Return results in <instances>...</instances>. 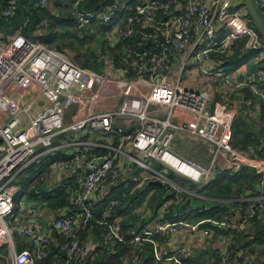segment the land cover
<instances>
[{
    "label": "built area",
    "instance_id": "built-area-1",
    "mask_svg": "<svg viewBox=\"0 0 264 264\" xmlns=\"http://www.w3.org/2000/svg\"><path fill=\"white\" fill-rule=\"evenodd\" d=\"M49 1L38 0V5L44 7ZM183 1L188 5L179 14L165 0H146L133 7L116 0L107 11L95 12L82 8V0L69 4L78 28H85L93 36L98 34L96 22L109 24L119 10H126L124 28H115L116 23L110 31L115 46L131 37L137 25L155 30L145 32L143 40L154 44L156 51L149 52L141 43L143 52L131 59L133 74L125 80L82 67L64 51L34 42L20 31L0 45V246H11L13 241L9 222L15 208L16 176L41 155L63 151L67 160L54 163L52 172L65 174L75 168L81 172L78 184L67 188L71 210L60 212L53 220L54 232L65 240L60 251L67 264L87 256L80 233L96 219V206L105 198L109 181H119L122 174L131 177L127 183L129 191L132 185L157 180L171 197L152 217L142 215L139 227L133 230L131 243L136 248L151 245L156 264H198L190 242L201 238H217L223 244L218 250L219 264L249 263V250L239 249L232 255L228 246L233 235L216 229L252 235L255 220L264 221V140L254 151L244 152L233 146L232 124L237 111L223 105L211 109L210 91L185 88L168 74L176 54H185L187 60L214 63L215 55L226 54L241 40H245L247 50L262 54L264 40L237 9L238 0ZM17 3L18 0H10L0 18L12 17ZM256 3L264 12V0ZM46 27L47 23L40 24L37 33ZM121 62L126 65L128 61ZM219 65L222 71L215 75L214 70L204 73L210 80L216 76L227 92L249 91L254 99H244L245 106L264 116V88L260 86L264 83L263 72L259 77L248 73L232 75L224 72L220 62ZM39 100L49 106L36 109ZM178 113L189 120L173 123L172 118ZM23 119H27V127ZM133 126L136 128L127 133L120 129ZM181 135L204 146L207 165L177 155L173 141ZM222 159L228 170L251 169L260 177L256 191L235 199L245 203L246 209L240 218L233 211L222 219H187L188 214L180 207L186 199L198 196L192 186H200L213 176ZM153 162L163 171L154 169ZM139 170L145 173L142 178L135 174ZM121 205L117 199L107 202L104 223ZM20 233L33 239L34 251H11L12 264H37L48 258L52 240L49 233L40 226L22 229ZM114 238H119V234L110 226L105 243ZM140 263L137 254L131 264Z\"/></svg>",
    "mask_w": 264,
    "mask_h": 264
},
{
    "label": "trees",
    "instance_id": "trees-1",
    "mask_svg": "<svg viewBox=\"0 0 264 264\" xmlns=\"http://www.w3.org/2000/svg\"><path fill=\"white\" fill-rule=\"evenodd\" d=\"M103 0H87L82 4V7L87 11H102L101 3ZM18 4L20 6V10L16 9L15 14L10 18H0V39L3 41H7L9 36L13 35L17 30L23 28V32L26 33V25L30 21L31 15L35 16L37 22H41L43 20H48L51 22L49 24L48 34L43 38H38V41H44L46 44L51 45L54 40L58 37V32L55 31L54 27L60 23H70L73 26V29L76 32V35L84 41L91 39L95 36H87L79 34V31L76 28V23L72 19V15H68L67 19L59 20L60 18L57 16H53L50 12L44 9L42 6L38 5V0H18ZM17 4V5H18ZM9 5L8 0H0V13ZM263 20H264V12L258 9ZM122 13V15L120 14ZM125 14V15H124ZM127 12H117L118 22H120V28L123 29L126 22ZM249 25L254 28L261 39L264 40V37L259 32L255 23L250 18ZM47 17V18H46ZM159 19H161V15L158 14ZM115 18V19H116ZM114 19V20H115ZM162 19H164L162 17ZM114 20L109 24H104L103 22L98 23V28L100 31H110L113 26L116 24ZM150 31L154 32L152 28L144 29L142 26L137 25L134 34L127 38L126 40L119 42L115 47L107 49V53L111 56L116 62L117 68H124L128 71H131V63L132 58H136V55L143 52V48L139 46L141 43L149 52L156 51V46L152 43H148L143 40L144 33ZM104 44V41H102ZM58 49V48H57ZM232 49L234 50V54L230 58H224L223 55H215V58L219 61H223V67L227 68V73L231 74L236 71H239L240 68L246 67L250 62L254 63L253 68L262 70L264 73V68H262V64H264V53L261 54L260 51H249L245 48V40H241L236 42ZM60 50V49H58ZM125 52L127 55L125 56ZM121 53L122 57L119 56ZM92 60L95 63L98 62V53H93ZM127 60L128 62L123 64L121 60ZM252 60V61H251ZM259 63V64H257ZM87 62L83 64V67L88 68ZM222 67V66H221ZM130 74H133L131 71ZM264 88V83L260 85ZM247 95V98L254 99L253 95L248 91H244ZM262 121L264 120V116L261 117ZM244 123L243 119L237 121L234 128V135L236 140L233 142V146L241 147L243 150H252L255 149L256 145L259 144L258 140L260 137L258 135H253L251 133H246L243 135L244 128L247 131L249 129L248 125ZM239 138V139H238ZM240 149V148H239ZM241 150V149H240ZM67 157L63 153V151H57L54 155L51 153L45 154L44 159L41 160V163L36 164L34 162L30 167H28L25 173L34 174L36 168H41V164H43L48 172H50V167L57 162L65 161ZM37 165V166H36ZM46 172V171H45ZM32 176L29 177L31 179ZM24 182V180L22 181ZM260 183V177L255 173V171L251 169H241L239 171H231L224 170L218 172L216 178L210 182V184L206 187V195L213 201H209L210 205L207 206V209H198L194 214V220L201 219H222L226 214L233 212L235 209H241L242 212L246 209L247 205L243 202L234 201L235 199H241L247 196L248 193L256 191V187ZM31 185H33V181H28V185H24L23 191H21L17 196V199L28 196L30 198H34L37 200H42L46 207L52 210H60L62 208L69 207V198L67 194V185L63 184L59 187L55 188L53 191H47L43 188L31 189ZM159 188V187H157ZM139 191V190H138ZM136 191L134 194L123 195L121 197H113L115 200L122 202L121 207L114 209L111 216L106 219V223H104V219L93 220L89 226L83 229L80 233L81 241L85 242L87 236H89V231L92 230L94 235H96L98 242V247L95 250L94 254L90 259L86 257L84 259L75 260L70 264H131L132 259L139 254L141 260L144 259V264H155L153 259V247L149 244L144 245L142 248H136L131 241L133 240V230L136 227L138 222L131 223L130 221L135 220L137 216H133V209L135 208L133 199L136 197L142 198L144 197L145 192ZM164 193L160 196L158 204L154 206L153 212L155 213L157 208L165 201V199H170L169 195L163 196ZM16 198H14L16 202ZM102 200H105L103 198ZM105 201H101L100 203H104ZM132 205V206H131ZM16 207V203H15ZM103 208L99 210L96 207V214L102 212ZM191 214V213H189ZM188 214V216H189ZM187 216V217H188ZM190 219V216L188 217ZM100 219V218H99ZM140 221V220H139ZM139 224V223H138ZM112 226L116 228L119 238H114L112 242L105 243V235L109 231V227ZM219 233H224L227 235H233V240L231 244H229L228 248L232 255L236 253L239 249H248L252 253H257V258L255 260H250L248 264H264V221L255 220L254 223V231L255 233L250 234H234L231 232H224L216 229ZM89 233V234H88ZM59 241L58 249L56 250V254L50 252L47 259L38 262L37 264H53L54 256L57 255L58 259L61 261H67L64 253H61L60 246L65 243V240L57 235ZM260 248V249H258ZM215 253V260L209 264H219V251H213ZM255 255V254H253ZM196 263L195 260L192 261ZM165 264V263H161ZM200 264V263H199ZM207 264V263H206Z\"/></svg>",
    "mask_w": 264,
    "mask_h": 264
},
{
    "label": "crops",
    "instance_id": "crops-1",
    "mask_svg": "<svg viewBox=\"0 0 264 264\" xmlns=\"http://www.w3.org/2000/svg\"><path fill=\"white\" fill-rule=\"evenodd\" d=\"M9 1L10 0H8V3H9ZM72 1L73 0H50L43 8L46 9L48 12H50L53 16H57V17L61 18V17H64L66 15L63 13H67V15H70V14L72 15L71 8L69 5ZM85 1H87V0H82L81 5ZM115 1L116 0H114V2ZM143 1H146V0H118V2L124 4V6L128 5V7H133L134 5L140 4ZM165 1H166V3L170 4V6H171V8L175 14L182 13L188 5L183 0H165ZM18 6H19V4L17 5V7ZM102 8H104L103 9L104 11H107V9L110 7H102ZM61 11L63 13H61ZM119 11L125 12L126 10H119ZM120 14L122 15V13H120ZM116 17H117V14H116L115 18ZM72 19L76 23L74 17H72ZM117 20H118V18H116L114 20V23H117L115 28L119 27V29H120V25H119L120 22H118ZM30 21H31V17H30ZM30 21H29V23H30ZM29 23H27V25H26V32H27V28H28ZM42 23H47L48 27L43 29L41 32L37 33V26H39ZM98 23H101V22H98ZM98 23L96 26L97 30H98V34H96V36L101 35L102 39L104 41V44H102L103 49L100 53L105 51L102 54H98V58H99L98 63L100 64L101 67L103 66V70L106 72L104 74H106L110 77H113L115 79H118V80H125L127 78H131V74H129V72L126 69H124V68L117 69L116 62L107 53V49L115 47V45H114L115 44V42H114L115 37L111 36V34H110V31L113 28L110 31H106V30L100 31L98 28ZM49 24H50V22L48 20H43L40 23L37 22L36 28L33 31V37H31V38L38 40V38L45 37L49 31V29H48ZM76 28L79 31V34H81V35L93 36V35H90L86 31V29H85V31H86L85 34L82 33V31L78 28L77 24H76ZM148 28H151V27H148V26L145 27V29H148ZM18 31H20L22 34L26 35V33L23 32V28H20L16 32H18ZM13 35L9 36L8 40L5 42H8L9 39ZM50 48H52V47H50ZM53 49H57V48H53ZM103 54H104V56H102ZM120 57H122V56H120ZM102 61L104 62V64L102 63ZM213 61H214V63H204V62H200V61L196 60L195 58H193L191 60H187L185 54H182V53L176 54L172 58L171 68H170V72L168 75L173 82L179 83L181 86H183L185 88H189V89H193V90H197V91H200V90L210 91L211 94H213V103H211V109H215L217 106L223 105V106H226L227 108H229L233 111H237L238 117L235 120L239 121V118L242 117L244 123H248V125H250L249 133L253 134L254 136L258 135V137H260L258 140V143H260L261 141L264 140V120H263L262 129H261V134L256 132L258 130L256 128L260 127L258 122H260V119L262 117V113L256 109L247 108L245 106L244 99L247 98V95L245 94V92H243V94H240V92H230V91L227 92L221 86L220 82L217 81L218 79L214 75L218 71H222V70L220 69L219 62L215 57L213 58ZM193 62L197 63V66H191V64ZM189 65L191 67H189ZM212 70H214V75H213L214 77L212 80H210L204 72H209ZM257 71L256 70L254 71V68H253V70H251L250 67L247 68V66L246 67L244 66V67L240 68L239 71H236V72L231 73V74L232 75L233 74L238 75L240 73H242V74L248 73L249 75L259 77V73L262 72V70L257 69ZM263 75H264V73H263ZM237 96H241L240 98H242V99L240 102L237 101V99H238ZM217 100H219L220 103ZM256 102H258V100H256ZM154 108L155 107H152V109H154ZM160 116H161V118H164V114L161 113ZM185 120L187 121V120H189V118H186L182 113H178L177 115H175L172 118V122L175 124H180L181 122H183ZM256 123L258 124L257 127H256ZM251 125H254V126H251ZM117 126H120V125H117ZM252 130H256V131H254L252 133ZM232 131H233V142H234L236 140L235 135H234V128L232 129ZM174 141H173V144H174ZM257 145H256V147H257ZM178 147H179L178 145L175 146V152L177 153V155H179L183 159L191 161V159L187 158L186 155H181L179 153ZM256 147H255V149H256ZM237 148H240L241 150H243L241 147H237ZM183 149H188V146L183 147ZM255 149L243 150V151L248 152V151H254ZM185 152H187V150H185ZM198 154L201 157L203 155L205 156V154L203 152H198ZM43 159H44V156L41 155L35 161L36 164L41 163V160H43ZM199 160H200V158H198V161ZM195 162H197V161H195ZM208 162L209 161L207 160L206 162H203V163H200V162H197V163L202 164V165H207ZM157 164L158 163L153 162L152 166L154 167ZM217 169H218L217 172L213 176H211L210 178L203 181L200 186H192L193 187L192 189L195 190V192L198 194V196H193L191 198L192 201H191V203H190V205L186 211L182 210V206H181L180 210L182 212L189 214L192 211L196 212V211H198V209H204V208H207L208 205H210L211 202L209 203V201H213V200H211L206 195L207 194L206 193V187L210 184L211 181H213L216 178L218 172L228 170L225 166V162L223 159L221 160V166L218 167ZM158 171L162 172L161 166H160V170H158ZM80 173L81 172L79 170L78 171L77 170L76 171L71 170L69 172H66L65 174H59V173L52 172L51 167H50V175L49 176H42L43 174L39 173V172L34 173L32 175L29 173H25V172L23 174L21 173V174L17 175L15 180H14V186L16 187V190H17L16 195H18L21 191H23V185H28V181H33V185H31V189L40 190L39 188H43L44 190H47L49 192L53 191L55 188H57L63 184H68L67 187L75 186L79 182ZM135 174L137 177H140V178H142L145 175V173L141 172L140 170L136 171ZM30 176H32L31 179H29ZM129 178H131V177H126L125 174H122L119 181H109L108 192L104 193L105 200H102V202L103 201H105V202L104 203H98L96 206L97 209L98 210L100 208L104 209L107 202L109 200L114 199L113 197H117V199H118V197L126 195L127 192H130L128 194H134L138 190H140L141 192H145L147 187H149L147 185V183L149 184L151 181H154V180H151L149 182L146 181L147 183L145 182L143 185L138 184L137 186L129 184V185H132L131 189L129 191L127 189V183H129L128 182ZM23 180H24V182H22ZM47 180L49 181L48 183H46ZM166 195H169V193H168V190L164 187V195L163 196H166ZM194 200H198V201L201 200L202 205L196 206L195 208H193L192 204H193ZM148 201H149V199H148ZM69 207L62 208V210L60 209V211L59 210L55 211V210L47 208L45 203L42 200H37L34 198H30L28 196H24V197L19 198L18 203L16 204V207L14 208L12 218L9 222V226L13 229V241H12L11 246H7V245L0 246V264H12L13 263V256L11 254V251H17V252H21L23 250L34 251L33 239L29 238V237H24L20 233V231L22 229L32 227V226H40L41 228H43V230L46 233H49L52 236V240H51V243L49 246V251L56 254V250L58 249L60 240L58 239L57 234L53 230V220L55 219V217L58 214H60V212L68 213L71 210ZM233 211H235V215H237L238 218H240V216H241L240 214H242V210L241 209H236V210L234 209ZM153 214L154 213H152L150 211V208H144L142 210V212H140V215H136L133 213V216H137L140 219V217L142 215H144V216L149 215V217H152ZM189 216H190V219L188 218ZM189 216L187 217V219L194 220V219H191V214H189ZM103 218H104V212L103 211L96 214V219H98L99 221L102 220ZM139 219L138 220L135 219V220H132L130 222L131 223H133V222L139 223L140 222ZM89 233H91V234H89ZM89 233H88L89 236H87V239L85 240V242H83L85 244L86 249H87V257H86L87 259H90L91 256L94 254L95 250L98 247V242H99L97 240L96 235H94V233L92 232V230H90ZM190 243H191V246L193 247V252L196 254L195 258L198 259L197 260L198 264L199 263L200 264L212 263L215 260L214 256L216 255L215 253H213V251L217 252L218 250H221L223 247V244L217 238L209 239V240H204L201 238V239H199V242H194L193 240H191ZM253 254H255V255H253ZM247 256H248L247 258L249 261L255 260L257 258V253H252L249 251V253H247ZM53 264H67V263L64 260L60 261L58 259V256L55 255ZM140 264H144V259L142 260V263H140Z\"/></svg>",
    "mask_w": 264,
    "mask_h": 264
},
{
    "label": "rangeland",
    "instance_id": "rangeland-1",
    "mask_svg": "<svg viewBox=\"0 0 264 264\" xmlns=\"http://www.w3.org/2000/svg\"><path fill=\"white\" fill-rule=\"evenodd\" d=\"M238 4H237V9L240 11V13L244 16V18L247 20L248 23H250V19H249V12L245 6V0H238ZM254 3L256 5V7L258 8L257 6V3H256V0H254ZM259 9V8H258ZM61 13H63L61 11ZM63 14H66L64 17H61L59 20H62V19H67L68 16L67 13H63ZM47 18V17H46ZM251 18V17H250ZM50 22H51V19H50ZM52 23V22H51ZM55 31L58 32V37L56 38V40H54V42L49 45V44H46L44 41L40 42L36 39H33L34 42H40V43H43L49 47H52V48H58L62 51H64L68 57L75 63L83 66L84 63H88L87 66L89 69H92L93 71H96L98 73H106L104 70H103V66L101 67L100 64L97 62L95 63L94 60H92V55L93 53H98V54H102L104 53L105 51H103L102 53H100L103 49V45H102V36L101 35H98V36H95L91 39H88L86 41L80 39L78 37V35H76V32L75 30L73 29V26L70 24V23H60V24H57L55 25L54 27ZM51 31V29L49 30V32ZM4 43H7L3 40L0 39V44H4ZM234 54V50L233 49H230L229 52H227L226 54H222L224 56V58H230L232 55ZM104 56V54L102 55ZM252 61V60H251ZM221 63V66L224 70V72L226 73V70H228L226 67L224 68L223 67V61H219ZM102 63L104 64V62L102 61ZM259 64V63H257ZM247 65V68L250 67L251 70H253V66H254V63L252 64V62L249 61ZM191 66H197V63L193 62L191 64ZM189 65V67H191ZM117 69H120V68H117ZM257 71L256 68H254V71ZM115 72V71H114ZM258 72V71H257ZM186 76V75H185ZM237 95V94H236ZM124 99H123V102L125 101L126 99V95L124 94ZM238 99L237 101L240 102L242 98H240L241 96H237ZM236 97V98H237ZM219 102V100H217ZM256 101V100H255ZM220 103V102H219ZM218 103V104H219ZM48 107L49 104L44 102V100H39L37 103H36V109H39L41 107ZM33 115H37L36 112H33L32 113ZM240 119H243L242 117L239 118ZM22 121H24V127H27V119H23ZM237 121L235 120L233 122V124L235 125ZM232 124V125H233ZM260 125V127H257V125ZM258 124L256 123V129H258L257 131L256 130H252V133L254 131L258 132L259 134H261V129H262V126H263V121L262 119H260V122H258ZM246 125H248V123H246ZM245 125V126H246ZM251 126H254V125H251ZM248 127H250V125H248ZM233 128V127H232ZM249 132V129L246 131L245 128H244V131H243V135L242 137L244 136V134L248 133ZM239 139V138H238ZM102 143H105L106 141L105 140H102L101 141ZM174 145L175 146H179L178 147V151L181 155H186L187 158L193 160V161H197V162H200V163H203V162H206L209 158L206 156H199L198 152H204L205 151V148L203 145H201L200 143H198L196 140H193V139H190L186 136H179L175 141H174ZM188 146V149H183V147H187ZM185 150H187V152H185ZM198 158H200V160L198 161ZM207 159V160H206ZM154 169L156 170H160V166L157 164L153 167ZM46 171V172H45ZM163 171V169H162ZM34 172H39V173H42L43 175L42 176H49L50 175V172H48L45 168V166L43 164H41V168H36ZM168 175L171 177L172 176V172H169ZM49 181L47 180L46 183H48ZM24 187V185H23ZM158 186H149L147 187V189L145 190V193H144V197L142 198H139V197H136L133 199V202H134V206L135 208L133 209V213L136 214V215H140V212H142V210L144 208H150V211L153 212V208L155 205H157L160 200V196L164 193V187H159L157 188ZM138 192H141L140 190ZM17 196V195H16ZM149 197V198H148ZM16 198V197H15ZM17 199V198H16ZM151 202H149L148 201ZM18 200H16V204L18 203ZM147 203V204H146ZM156 203V204H155ZM202 205V201L201 200H194L193 204H192V207L195 208L196 206H200ZM196 212L192 211L191 212V219L194 218V214ZM139 219V217H137ZM140 220V219H139ZM260 249V248H258ZM244 251H246V249H243Z\"/></svg>",
    "mask_w": 264,
    "mask_h": 264
},
{
    "label": "water",
    "instance_id": "water-1",
    "mask_svg": "<svg viewBox=\"0 0 264 264\" xmlns=\"http://www.w3.org/2000/svg\"><path fill=\"white\" fill-rule=\"evenodd\" d=\"M114 3V0H104L102 3H101V6L102 7H111ZM245 6L249 12V15L252 19V21L255 23L256 27L258 28L259 32L261 33V35L264 37V20L258 10V8L256 7L255 3H254V0H245ZM18 10H20V6L17 7ZM36 25H37V20L35 19V16L34 15H31V21L28 25V28H27V32H26V35L27 37L31 38L33 37V31L34 29L36 28ZM82 31V33L85 34V28H81L80 29ZM136 126H133V127H130V128H124V127H120V129L123 131V132H129L131 131L132 129H135ZM0 143H2V139L0 138ZM100 162H102V160H100ZM85 163V161H84ZM75 170H77V168H75ZM159 186V187H164L163 183L160 182V181H157V180H154V181H151L148 186ZM175 193V192H174ZM191 203V199H186V202H185V206H182V210L186 211L187 208L189 207ZM242 221L240 220V223Z\"/></svg>",
    "mask_w": 264,
    "mask_h": 264
}]
</instances>
